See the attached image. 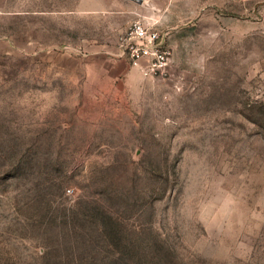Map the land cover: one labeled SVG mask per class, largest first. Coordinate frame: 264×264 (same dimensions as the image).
I'll use <instances>...</instances> for the list:
<instances>
[{
  "label": "rangeland",
  "instance_id": "obj_1",
  "mask_svg": "<svg viewBox=\"0 0 264 264\" xmlns=\"http://www.w3.org/2000/svg\"><path fill=\"white\" fill-rule=\"evenodd\" d=\"M0 264H264V0H0Z\"/></svg>",
  "mask_w": 264,
  "mask_h": 264
},
{
  "label": "built area",
  "instance_id": "obj_2",
  "mask_svg": "<svg viewBox=\"0 0 264 264\" xmlns=\"http://www.w3.org/2000/svg\"><path fill=\"white\" fill-rule=\"evenodd\" d=\"M120 55L143 75L166 77L169 74L172 51L165 46L157 28L142 19L133 20L118 40Z\"/></svg>",
  "mask_w": 264,
  "mask_h": 264
},
{
  "label": "crops",
  "instance_id": "obj_3",
  "mask_svg": "<svg viewBox=\"0 0 264 264\" xmlns=\"http://www.w3.org/2000/svg\"><path fill=\"white\" fill-rule=\"evenodd\" d=\"M120 62H122V61H120ZM135 69H137V68H135Z\"/></svg>",
  "mask_w": 264,
  "mask_h": 264
}]
</instances>
